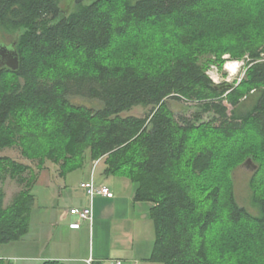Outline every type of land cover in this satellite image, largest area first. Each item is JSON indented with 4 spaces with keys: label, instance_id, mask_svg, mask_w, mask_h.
<instances>
[{
    "label": "trees",
    "instance_id": "16d2710c",
    "mask_svg": "<svg viewBox=\"0 0 264 264\" xmlns=\"http://www.w3.org/2000/svg\"><path fill=\"white\" fill-rule=\"evenodd\" d=\"M65 1L0 0L19 58L0 70V183L20 186L9 205L0 186V247L29 233L40 171L98 162L152 204L149 262L264 264V0ZM225 55L249 59L230 91L207 74ZM247 159L252 210L234 180Z\"/></svg>",
    "mask_w": 264,
    "mask_h": 264
},
{
    "label": "crops",
    "instance_id": "0c3cea01",
    "mask_svg": "<svg viewBox=\"0 0 264 264\" xmlns=\"http://www.w3.org/2000/svg\"><path fill=\"white\" fill-rule=\"evenodd\" d=\"M92 178L97 185L109 187L114 197L90 199L80 185ZM35 184L46 187L43 203L32 211L29 233L0 247L1 258L14 264L49 260L66 264H88V260L91 264H155L149 262L155 241L152 204L135 201L136 186L128 178L106 176L103 164L91 162L65 177L47 166ZM88 207H92V220L83 221L70 213Z\"/></svg>",
    "mask_w": 264,
    "mask_h": 264
},
{
    "label": "rangeland",
    "instance_id": "374dc122",
    "mask_svg": "<svg viewBox=\"0 0 264 264\" xmlns=\"http://www.w3.org/2000/svg\"><path fill=\"white\" fill-rule=\"evenodd\" d=\"M92 2V0H85L84 5L90 4ZM62 10L64 12H66L67 14H69L70 12L75 10V0H71L67 2L65 1L62 5ZM13 42V38L10 36H5L2 34V31H0V44H4L5 46L10 47L12 45ZM223 59L225 60V64L223 69L221 70L216 64H213L207 74L209 76H211V78H213L214 80H216L218 82V84H225L226 82H229L230 84L237 86L241 79L244 78L245 73H246V67L248 65V58L246 57L245 59L242 60H236V59H232L230 57V55H225L223 57ZM233 63H239V68H238V72H236L235 74L230 73V69H227V66L230 64L231 66L233 65ZM215 67V68H214ZM218 72V74L214 73V72ZM233 72V71H231ZM234 74V75H233ZM75 100H77V102H80V104L85 101L84 99L81 98H75ZM85 103L87 106L91 105L89 103L83 102ZM186 105V104H185ZM189 106L191 107L189 109V111L187 113H180L178 111V115H191L194 111H195V106L194 104L190 103ZM96 109H99L100 107H102L101 103L96 101L94 102V106ZM177 109V108H176ZM149 108H143L141 106H137L134 107L133 109H131L129 112H125L123 115L124 116H137V117H144L146 116V114L149 112ZM180 110V109H179ZM182 111V110H181ZM2 155H6V156H10L11 158L21 161V162H27L20 154V150L19 148H13V149H7L4 152H2ZM253 172H251L250 170L247 169H243L240 167V169L237 170V172L234 175V180H235V189H236V197L239 201V203L245 207H247L249 210H252V206L250 203V189H249V181L251 179ZM118 178H121L120 176H118ZM0 186H2L4 188V190L6 191V205H9L13 199V197L16 195V193H18V191L20 190V186L11 180H7L4 184L0 183ZM32 192L34 195H36L38 197V201L39 203H36V207H34L33 209L36 210L38 209V205L40 203H43V197L44 194L47 192L46 191V187L44 185H40V184H35L32 188ZM154 226V224H153Z\"/></svg>",
    "mask_w": 264,
    "mask_h": 264
},
{
    "label": "built area",
    "instance_id": "2783aa9c",
    "mask_svg": "<svg viewBox=\"0 0 264 264\" xmlns=\"http://www.w3.org/2000/svg\"><path fill=\"white\" fill-rule=\"evenodd\" d=\"M248 61H249V59H248ZM229 65L227 66V69H230L231 75H232V73L235 74L236 72H238V70L237 71L233 70L230 67L231 65L230 66ZM232 66H235L238 69L239 68V63H233ZM231 71H233V72H231ZM214 73L218 74V72H216V71ZM209 77L211 78V76H209ZM211 79L213 80L214 83L218 84V82L216 80H214L213 78H211ZM241 81H242V79H241ZM80 186H81V188H83L87 192V194H88L90 199H93V198L98 197V196L108 197V198H113L114 197V193L109 189V187H107L106 185H97L93 178L90 181H88V182L81 183ZM70 213L72 215L78 216V218L80 220H83V221L92 220V216H93L92 207L84 208V209H81V210L72 209L70 211ZM74 226L78 227L79 225L78 224H74ZM91 261L92 260H88L87 263L91 264ZM10 264H14V263H10ZM117 264H122V261H118ZM135 264H140V263L135 262Z\"/></svg>",
    "mask_w": 264,
    "mask_h": 264
},
{
    "label": "water",
    "instance_id": "95a60500",
    "mask_svg": "<svg viewBox=\"0 0 264 264\" xmlns=\"http://www.w3.org/2000/svg\"><path fill=\"white\" fill-rule=\"evenodd\" d=\"M4 51L0 50V55L4 57L3 60L8 59V61H5L2 63L3 67H7L11 69L12 71H16L19 68V58L16 51H10L7 48H3ZM215 87L220 90H232L235 86L230 83L225 84H215ZM241 168L250 170L251 172H256L258 170V165L252 160L247 159L242 165Z\"/></svg>",
    "mask_w": 264,
    "mask_h": 264
},
{
    "label": "flooded vegetation",
    "instance_id": "af4514ba",
    "mask_svg": "<svg viewBox=\"0 0 264 264\" xmlns=\"http://www.w3.org/2000/svg\"><path fill=\"white\" fill-rule=\"evenodd\" d=\"M3 48H7V49L10 50V51H15L13 45H11L10 47H8V46H5L4 44H0V50H1V51H4ZM3 59H4V57H3L2 55H0V70H3V69H5V68H7V67H3V66H2V63L5 62V61H8V59H6V60H3Z\"/></svg>",
    "mask_w": 264,
    "mask_h": 264
},
{
    "label": "bare ground",
    "instance_id": "6f19581e",
    "mask_svg": "<svg viewBox=\"0 0 264 264\" xmlns=\"http://www.w3.org/2000/svg\"><path fill=\"white\" fill-rule=\"evenodd\" d=\"M230 66V65H229ZM233 70H235V71H237L238 69H237V67H235V66H230Z\"/></svg>",
    "mask_w": 264,
    "mask_h": 264
}]
</instances>
